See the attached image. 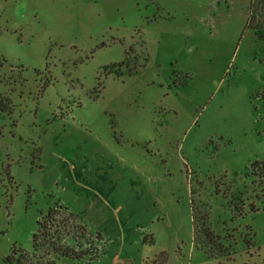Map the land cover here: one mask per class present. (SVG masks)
<instances>
[{
  "label": "rangeland",
  "instance_id": "1",
  "mask_svg": "<svg viewBox=\"0 0 264 264\" xmlns=\"http://www.w3.org/2000/svg\"><path fill=\"white\" fill-rule=\"evenodd\" d=\"M262 1L0 0V264H264Z\"/></svg>",
  "mask_w": 264,
  "mask_h": 264
},
{
  "label": "trees",
  "instance_id": "2",
  "mask_svg": "<svg viewBox=\"0 0 264 264\" xmlns=\"http://www.w3.org/2000/svg\"><path fill=\"white\" fill-rule=\"evenodd\" d=\"M262 2L264 5V0ZM253 174L256 177H264V159L255 163ZM59 214H64V217L66 215L65 219L61 218ZM70 219L79 222V227L84 232H88L86 224L82 222L81 217L70 212L63 204H57L55 207L50 208L46 213H41L38 221V229L33 238V253L31 255L28 253H22L17 264H41L43 260H45L44 264H55V259L57 257H68L73 259H78L84 256H88L91 259L97 257L103 247L99 249L94 248L93 250L88 248L77 249L76 245L66 242L68 239L72 241L77 240L73 233L67 229V223ZM61 228H63L64 232H62ZM94 237L99 242L103 241V237L100 233L94 235Z\"/></svg>",
  "mask_w": 264,
  "mask_h": 264
}]
</instances>
